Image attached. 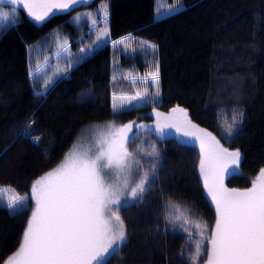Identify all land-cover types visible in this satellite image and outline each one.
Wrapping results in <instances>:
<instances>
[{
	"label": "trees",
	"instance_id": "trees-1",
	"mask_svg": "<svg viewBox=\"0 0 264 264\" xmlns=\"http://www.w3.org/2000/svg\"><path fill=\"white\" fill-rule=\"evenodd\" d=\"M184 4L186 10L159 22L154 19L155 0H85L41 27L23 10L12 22L16 26L3 28L7 23L2 21L0 185L29 199L18 211L0 203V264H7L19 249L35 207L33 182L56 171L86 133L98 126L135 122L145 127L160 112L180 108L217 136L225 149L241 153L240 171L227 178L229 189L250 188L258 179L264 169V0H184ZM102 7L112 39L134 33L158 47L159 104L149 99L143 106L113 112V94L135 90L121 73L114 76L110 46L77 65L56 87L34 93L28 47L55 30L58 35L50 47L57 41L69 43L70 60L77 62L76 40L88 33L91 23L101 26ZM87 10L95 13V19L77 24L78 14ZM136 57L123 58L124 66L130 69L134 63L142 73L148 68L141 55ZM113 80L128 86L113 89ZM143 127L135 129L138 138L128 151L143 165L141 174L149 172L148 191L142 202L133 199L122 209L126 240L105 257V264H206L203 251L197 258V245L202 250L209 247L217 214L205 192L201 153L196 145L175 137L159 139ZM153 145L158 158L146 155ZM171 205H179L180 211ZM172 213L182 218L172 220Z\"/></svg>",
	"mask_w": 264,
	"mask_h": 264
},
{
	"label": "snow or ice",
	"instance_id": "snow-or-ice-1",
	"mask_svg": "<svg viewBox=\"0 0 264 264\" xmlns=\"http://www.w3.org/2000/svg\"><path fill=\"white\" fill-rule=\"evenodd\" d=\"M78 2L11 0L12 4L22 3L36 21L45 18L43 13L33 10L36 7L67 10ZM0 18L8 17L0 14ZM152 79L157 80V74H153ZM137 98H140L139 93L136 97H127L130 101ZM113 107L115 110L116 106ZM140 127L143 125L137 126ZM131 130L132 124L124 125L112 133V139L101 133L94 149L70 151L56 170L58 178L54 183L49 179L52 173L33 182L31 199L35 201V207L19 249L9 257L8 264H105V254L109 249L119 247L126 240L125 223L119 212L129 206L127 197L142 202L148 191L149 172L141 174L143 165L127 148L138 138L128 135ZM200 131L204 133V130ZM183 134L189 136L193 133L185 131ZM204 135L210 137L211 133ZM229 135H232V130ZM197 139L202 153L200 172L217 214L215 227L208 239L209 247L202 250L198 244L197 258L203 251L207 256L206 264H264V169L260 170V177L252 182L250 188H225L220 173L226 170V166L217 168L216 163L230 160L238 165L240 153L220 148L216 142V148L207 154L206 161L204 137ZM146 155L159 157L155 145ZM28 199L27 194L14 196L7 207L18 211ZM170 207L175 212L180 211L179 205ZM170 215L172 220L182 218L174 213Z\"/></svg>",
	"mask_w": 264,
	"mask_h": 264
},
{
	"label": "rangeland",
	"instance_id": "rangeland-1",
	"mask_svg": "<svg viewBox=\"0 0 264 264\" xmlns=\"http://www.w3.org/2000/svg\"><path fill=\"white\" fill-rule=\"evenodd\" d=\"M82 1H85V0H79L78 3L82 2ZM35 2L40 3V0H35ZM45 2L60 3V2H62V0H45ZM78 3H76V4H78ZM75 5L70 6L67 10H61V9H58L55 7L49 8V9H44L42 7H36L33 10L38 12V13H43L45 16V18L42 21H36L35 19H33L29 15L28 9L25 8L22 3L12 4L11 0H0V14H6L8 17L7 19L0 18V21H9L11 18H17L20 15L19 10H23L36 23L42 24L56 14L64 13V12L71 10ZM182 8H184L183 0H158V7H157L158 15H159L158 17L161 18V17L169 16V15L181 10ZM91 12H93V11L87 10V11H83L82 13L78 14V15H80V16L82 15V16H81V18L78 17L77 21H80V19L84 20V21L95 19V13H91ZM99 12H101V17H100V20L98 22H102L103 25L97 27L95 22H93V23H91L90 28H93V31L99 30V31L103 32V34H105V28L107 26L106 25V23H107L106 17L107 16H105L104 7H102ZM120 43H121V41H116L115 46L118 47L120 45ZM128 45L132 46V43H128ZM52 48H53V52L50 53L49 58H47V60L45 62H43V60L39 57V59H38L39 64H38V67L36 69V71H37L36 74H40L42 72H45V75H46L47 72H53L54 70L57 69V66H59V62L62 61V63H64L65 60L67 58H69V56H70V45L69 44L66 45L65 43L56 42L55 44H53ZM36 55H38V54H35V56ZM33 56H34V53H33ZM53 62H55V63H53ZM51 64L54 65V70H48L47 69V68H49V66ZM151 83H153V82H151ZM131 95L136 97L137 93L135 92ZM153 96L155 99L157 98L158 92H156V90H154ZM139 97L143 98V100L146 101V103L149 99L152 98V96L144 97V96H140V95H139ZM140 98H137L134 101L141 102L142 100ZM154 98H152V99H154ZM120 101H121L120 98H116V100L114 101V104L116 107L121 105ZM177 109H179V110H175V111L168 113V114L163 113V115L157 116V119L155 122H153L149 125H146L145 127L142 128V130H146V131H150V132L154 133L159 139L175 137L180 141L196 145L198 147L200 153H201V143H200V140L197 139V137L203 136L204 140H205L204 148H205V159H206V161H207V154L216 148V142H218V145L220 148H224L217 136H215L212 132L208 131L207 129H205V128L199 126L198 124H196L195 122H193L185 110L180 109V108H177ZM129 124H132V130L128 133V135L135 137V135H136L135 129L137 128L138 124H136L135 122H132ZM193 125H195L196 127H192ZM111 126L112 127H109V125L95 127L93 131H89L88 133H86L87 135L84 138H82L75 145V149L73 148L72 150H78L80 152H86L90 149H94L96 141L101 139V135H100L101 133H103L104 136H106L108 139H112L113 138L112 133H116L118 129L123 127V126H114V125H111ZM201 129L204 130V133H211V136L208 137V136L204 135V133H202L200 131ZM185 131L193 133V134L189 135V136H185L183 134ZM212 137L215 138L214 141L212 140ZM34 140L36 142H39V138L38 139L35 138ZM128 145H127V148H128ZM229 152H235V151H229ZM201 157H202V153H201ZM241 161H242V155L240 153V160H239L238 165L231 163L230 160H220L216 163L217 168L226 166V170L224 172L220 173L221 180H222L223 186L225 188H228L226 185L227 178L240 171ZM133 168L134 169L136 168L135 161H133ZM206 169H207V163H206ZM259 177H260V175H259ZM57 178H58L57 172L54 171V172H52V176L49 179L51 182L54 183L57 180ZM137 178L138 177H136V179ZM202 179H203V184H204L205 181H204L203 176H202ZM205 192H206L207 196L210 198L211 202L213 203L212 198H211V196L208 195V190L206 188H205ZM14 196H17V194L12 192L10 189L0 188V203L7 205L8 202ZM123 199H124V197H122V200ZM132 200H133V198L127 197V203H130ZM213 205H214L215 210H216V206L214 203H213ZM113 207H115V206H113ZM121 212H122V210L119 212L120 216H121ZM122 244H120L119 247L122 246ZM119 247L114 246L113 249H109V252L105 254V257L112 250H117ZM7 264H8V262H7ZM93 264H95V262H93Z\"/></svg>",
	"mask_w": 264,
	"mask_h": 264
},
{
	"label": "bare ground",
	"instance_id": "bare-ground-1",
	"mask_svg": "<svg viewBox=\"0 0 264 264\" xmlns=\"http://www.w3.org/2000/svg\"><path fill=\"white\" fill-rule=\"evenodd\" d=\"M156 1V8L158 7V0ZM183 5L184 8H182L181 10L166 16V17H161L159 18L158 16V10L156 11V15L154 17L155 22H159L162 21L168 17H171L172 15H175L177 13H180L184 10L187 9V6L184 4V0H183ZM81 18V16H79ZM13 19H10L9 21H3L6 22L7 25H3V22L1 21L0 24H2L3 28L7 27H11V26H16L15 23H12ZM32 23H34L35 25L41 27L43 26L46 21L42 24H38L36 23L34 20H32L31 18L29 19ZM77 24H83L84 20L77 21V18L75 19ZM11 25V26H10ZM88 33H83L81 34V36L76 40V43L78 42V51H79V55L78 57V63L76 61H72L70 60L68 63L60 66H57V69L54 70V65L51 64L49 66V68H47L48 70H54L53 72H47V74L45 76H43L42 78L38 76V74H36L37 76H35L34 74V70L38 67L39 62L34 61V56L35 54H41V58L43 60V62H45L47 60V58H49L50 53L53 51V48L50 47L49 43H51L52 41H54V39L57 37V33H55V30H53L52 32H50L46 37H44L42 40H40L39 42L30 45L28 47V52L31 54V57L29 58V60L31 61L30 63V73H31V79L33 82V88H34V93H39L41 90L45 89L47 90L48 88H53L56 87L65 77H67L76 67L77 65H79L80 63H82L85 60H88L92 57H94L95 55H97L100 51L104 50L105 47L110 46V61H111V65L112 68L115 70L114 76L121 73L123 71V69L127 72L132 71L137 75V82H141V83H145L144 80H147V83L149 82V84L152 86V89L154 88V90H156V92H158V96L156 99H152L154 102H156L157 104H159L161 102V92H160V80L157 83V80H153L152 79V75L153 74H157L158 79H160V65H159V61H158V47L149 42V41H145L140 39L136 34L134 33H129L126 34L118 39H112L111 35L109 34V26H106L105 28V34L109 37L108 39L104 40L107 36L105 34H103V32L96 30L94 32L87 30ZM52 40V41H51ZM115 40H120L121 43L118 47H116L115 45ZM129 41V42H128ZM58 42V41H57ZM128 43H132V46L128 45ZM155 45V47L153 48L152 46ZM34 53V56H33ZM138 55L142 56V63L144 65V67L148 68L145 69L142 73L138 71L137 65H135L134 63H130L129 64V68H125L124 66V62H123V58H126L128 60H137ZM45 59V60H44ZM158 66V67H157ZM35 67V69H34ZM123 76H125L123 73H121ZM119 77V76H116ZM125 78L128 79V77L125 76ZM46 80H48L49 85H46ZM149 80V81H148ZM153 82V83H151ZM113 83L115 85L112 86V88H125L128 85H126L125 83L121 82V81H115L113 80ZM131 86H139V84L137 83H131L128 82ZM139 90V89H138ZM118 94V93H117ZM121 95L125 96L122 101H120V104L118 107L115 108V110L113 109V112H120L122 110L125 109H131V108H136L139 106H136L135 104H133L129 99H127L128 94L127 93H121ZM114 108V107H113ZM163 115V113L160 112V116ZM26 130V129H25ZM24 130V133H25ZM0 188H7L10 189L12 192L15 193V190L13 187L11 186H3L0 185Z\"/></svg>",
	"mask_w": 264,
	"mask_h": 264
},
{
	"label": "crops",
	"instance_id": "crops-1",
	"mask_svg": "<svg viewBox=\"0 0 264 264\" xmlns=\"http://www.w3.org/2000/svg\"><path fill=\"white\" fill-rule=\"evenodd\" d=\"M99 23L101 24V25H103L102 24V22H98V25H99ZM106 25H107V23H106ZM96 26H97V24H96ZM98 27V26H97ZM89 31H92V32H94L93 31V28H91ZM106 35V34H105ZM107 36V35H106ZM109 37L107 36L104 40H106V39H108ZM116 41H120V40H115V42ZM66 45H68L69 43H65ZM72 51H71V49H70V56H69V58H67L66 60H65V62L63 63V64H66V63H68L69 61H70V58L72 57ZM39 57H41V54H38V55H36V56H34V58L36 59L35 61H37L38 59H39ZM121 73H123L126 77H128V81L129 82H131L132 84L133 83H137V84H139V86H133V88H134V90H135V92L136 93H139V95L140 96H144V97H146V96H152V98H154V96H153V93H154V88L152 89V86L149 84V82L147 83V80H144V82L145 83H141V82H137V75L134 73V72H132V71H129V72H127V71H125L124 69H123V71L121 72ZM149 81V80H148ZM158 81H159V79H157V83H158ZM134 85V84H133ZM139 89V90H138ZM134 92V93H135ZM128 96L129 97H135V96H132L131 94H128ZM125 96H123V95H121V94H117V93H114L113 94V96H112V98H113V106L115 105L114 104V101L116 100V98H120L121 99V101H122V99L124 98ZM151 98V97H150ZM151 98V99H152ZM142 101L141 102H138V101H134V100H131V102L133 103V104H135L136 106H143V105H145V103H146V101H144L143 100V98H140ZM149 99V98H148ZM147 99V100H148ZM155 99V98H154ZM116 108V107H115Z\"/></svg>",
	"mask_w": 264,
	"mask_h": 264
}]
</instances>
